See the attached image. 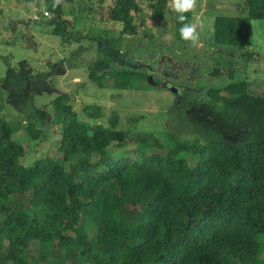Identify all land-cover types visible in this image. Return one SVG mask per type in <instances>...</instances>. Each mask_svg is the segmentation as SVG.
<instances>
[{"label": "trees", "instance_id": "16d2710c", "mask_svg": "<svg viewBox=\"0 0 264 264\" xmlns=\"http://www.w3.org/2000/svg\"><path fill=\"white\" fill-rule=\"evenodd\" d=\"M65 1L43 0L52 32L64 41L75 37L65 26ZM167 3L156 0V17ZM242 7L245 15L214 18L215 43L250 44L251 20H264V0ZM108 10L121 28L97 37L88 79L104 87L112 78L114 88L127 89L149 68L131 66L119 39L155 35L139 29L148 26L140 0H114ZM186 16L193 22V12ZM180 27L174 13L173 35L184 41ZM25 65L0 79L15 104L30 76ZM211 74L228 80L182 99L190 137L153 135V147L163 151L132 146L116 115L94 124L79 119L60 93L52 100L59 156L24 164L26 150L12 138L18 126L0 116V264H264V94L234 80L231 69ZM28 127L36 138L39 131Z\"/></svg>", "mask_w": 264, "mask_h": 264}, {"label": "rangeland", "instance_id": "374dc122", "mask_svg": "<svg viewBox=\"0 0 264 264\" xmlns=\"http://www.w3.org/2000/svg\"><path fill=\"white\" fill-rule=\"evenodd\" d=\"M113 1H65V26L76 38L64 41L52 32L53 14L43 0H0V79L10 70H19L22 60L26 62L25 74H30L18 104L10 102V92L0 84V116L18 126L12 138L26 150L21 158L24 164L60 154L56 142L61 125L53 120L52 107L56 94H65L79 119L92 124L108 122L116 115L118 127L133 139L131 145L138 144L147 151H163L153 147L152 136L161 137L167 130L190 137L184 131L188 128V109L179 108L181 101L191 92L202 94L227 82L225 76L211 74L214 67L233 70L234 80H245L251 92L264 94V20H251L249 45L217 44L212 40L214 18L245 15L244 0H197L193 23H203L198 46L175 39V12L169 7L170 0L161 18L153 13L156 0H140L148 26L139 29H148L155 36L125 34L117 46L126 53L131 66H147L149 72L145 79H132L127 89L114 88L112 78L104 87L97 86L88 79V65L98 54L97 37H112L121 28L120 21L108 16ZM161 83L167 88L149 85ZM172 86L176 92L170 89ZM96 109L98 116L92 117ZM29 125L39 131L36 138L29 133ZM138 137L146 140L137 141ZM30 247L37 249V244L32 242Z\"/></svg>", "mask_w": 264, "mask_h": 264}, {"label": "clouds", "instance_id": "9594fccd", "mask_svg": "<svg viewBox=\"0 0 264 264\" xmlns=\"http://www.w3.org/2000/svg\"><path fill=\"white\" fill-rule=\"evenodd\" d=\"M60 3L61 0H55V5H59ZM169 7L177 14V19L182 24V27L179 29L181 39L190 42L193 46H198L200 31L203 30V23L200 21L195 23L186 22L188 20L186 13L196 11L197 0H170Z\"/></svg>", "mask_w": 264, "mask_h": 264}, {"label": "water", "instance_id": "95a60500", "mask_svg": "<svg viewBox=\"0 0 264 264\" xmlns=\"http://www.w3.org/2000/svg\"><path fill=\"white\" fill-rule=\"evenodd\" d=\"M170 89H171L172 91H174V92H176V91H177V88H176V87H174V86H172Z\"/></svg>", "mask_w": 264, "mask_h": 264}, {"label": "crops", "instance_id": "0c3cea01", "mask_svg": "<svg viewBox=\"0 0 264 264\" xmlns=\"http://www.w3.org/2000/svg\"><path fill=\"white\" fill-rule=\"evenodd\" d=\"M144 13H145V8H144ZM145 15H146V13H145Z\"/></svg>", "mask_w": 264, "mask_h": 264}, {"label": "flooded vegetation", "instance_id": "af4514ba", "mask_svg": "<svg viewBox=\"0 0 264 264\" xmlns=\"http://www.w3.org/2000/svg\"><path fill=\"white\" fill-rule=\"evenodd\" d=\"M178 91H179V89H178ZM177 94H179V93L177 92ZM179 97H180V95H179Z\"/></svg>", "mask_w": 264, "mask_h": 264}]
</instances>
